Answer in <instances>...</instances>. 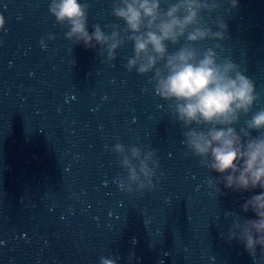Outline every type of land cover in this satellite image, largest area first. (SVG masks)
I'll use <instances>...</instances> for the list:
<instances>
[{"label":"water","instance_id":"1","mask_svg":"<svg viewBox=\"0 0 264 264\" xmlns=\"http://www.w3.org/2000/svg\"><path fill=\"white\" fill-rule=\"evenodd\" d=\"M49 2L0 0V264H260L259 249L253 257L227 239L237 216L255 218L241 206L259 189L209 188L220 178L182 143L187 129L155 95L151 74L126 69L132 43L112 60L103 46L85 49L65 38ZM87 3L89 31L124 29L112 15L118 0ZM228 8L219 0L203 15L227 24L218 56L254 81L256 111L264 107V0ZM116 143L156 151L151 189L128 190L120 161L130 153L112 151Z\"/></svg>","mask_w":264,"mask_h":264},{"label":"clouds","instance_id":"2","mask_svg":"<svg viewBox=\"0 0 264 264\" xmlns=\"http://www.w3.org/2000/svg\"><path fill=\"white\" fill-rule=\"evenodd\" d=\"M238 3L239 0H227V11L237 8ZM218 7L219 0H118L112 15L123 21L124 29L113 26L106 32L99 24L89 31L87 0L49 2V12L56 22L67 25L65 38L85 49L103 46L112 60L119 48L132 43L133 55L126 69L151 74L155 95L168 102L173 117L187 129L182 143L220 178H209V188L217 194H222L221 183L224 189L234 192L259 189L241 206L244 213L251 212L255 218L241 220L237 216L227 239L239 240L253 257L259 249L260 264H264V107L253 111L260 99L256 84L231 58L218 56L227 24L222 16L217 15L209 23L203 15ZM4 28L5 18L0 15V30ZM53 38L49 35V39ZM182 38L187 43L170 52L168 45ZM206 40L213 41V45L203 51L196 47ZM40 45L46 47L43 39ZM249 114L250 118L237 129L241 117ZM253 131L258 135L253 136ZM112 151L130 153L120 161L127 170L129 191L133 184L141 190L153 187L159 166L155 150L140 146L126 149L116 143ZM100 264L116 261L101 257Z\"/></svg>","mask_w":264,"mask_h":264}]
</instances>
